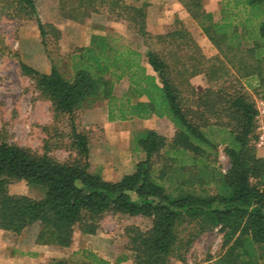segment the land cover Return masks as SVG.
<instances>
[{"label": "trees", "instance_id": "trees-1", "mask_svg": "<svg viewBox=\"0 0 264 264\" xmlns=\"http://www.w3.org/2000/svg\"><path fill=\"white\" fill-rule=\"evenodd\" d=\"M106 1L111 12L118 10L134 22L146 40L175 46L167 55L154 49L147 52L154 73L139 50L96 34L89 45L70 53V76L56 64L42 72L15 53L22 74L35 81L56 114L72 116L84 106L107 101L110 120L166 117L174 133L170 139L154 129L140 133L136 144L144 158L118 180L91 171L90 137L72 118L70 140L76 157L70 161L0 138V229L20 234L37 223V244L69 247L76 227L84 234H97L109 212L141 215L151 218V226L129 225L125 232L133 264H172L173 257L185 262L195 236L181 235L184 222L194 224L196 236L219 227L222 252L214 264H264V161L254 143L256 101L243 86L222 79L227 73L223 59L206 66L187 29L151 34L146 4L59 0V6L65 18L83 22ZM179 1L219 51L237 63L242 77L264 83V0H221L220 20L205 9L203 0ZM2 15L35 21L51 57L50 42L57 44L62 31L42 20L37 0H0ZM185 47L192 52L183 59ZM6 52L10 49L0 38V53ZM198 74L212 83L223 81L197 90L190 78ZM125 77L128 90L118 97L114 83ZM219 146L230 161L225 171L217 164ZM20 180L41 188L44 196L10 192V184ZM81 254V262L58 259L55 264H118L126 258L111 262L89 249Z\"/></svg>", "mask_w": 264, "mask_h": 264}, {"label": "rangeland", "instance_id": "rangeland-1", "mask_svg": "<svg viewBox=\"0 0 264 264\" xmlns=\"http://www.w3.org/2000/svg\"><path fill=\"white\" fill-rule=\"evenodd\" d=\"M121 1L133 5L146 4V28L153 35L175 29H187L200 46L199 53L205 58L206 66L212 63L217 65L219 60L223 59L227 73L222 79L227 84L243 86L254 101L264 98V83L256 78L242 77L237 70V63H231L204 35L198 24L186 16L181 1ZM208 1L214 5L216 20H220L222 14L217 5L220 0ZM37 4L42 20L56 24L62 31V38L57 44L50 42V57L41 43L35 21H18L5 15L0 16V38L4 39L10 49V52L0 53V138L29 147L41 154L47 153L61 162L70 161L76 157L70 140L72 118L77 128L87 132L90 137L91 171L101 173L107 180H118L124 174L132 172L136 163L144 158V153L137 149V136L147 129H154L170 139L174 133L171 121L166 117L157 116L148 119L134 117L127 120H110L107 101L84 106L72 116L56 114L51 101L42 94L35 81L22 74L15 53L23 62L42 72H50L52 65L56 64L62 72L70 76V53L76 47L89 45L93 35L100 34L107 36L117 45H127L139 50L148 71L154 73L147 64V52L154 49L167 55L175 46L156 38L146 40L137 31L134 22L124 14L119 15L118 10H109L108 1L83 22L65 18L61 13L59 0H37ZM225 50L229 57H233L231 52ZM191 52V49L182 48L183 59ZM176 81L181 82V79L176 77ZM190 82L197 90L208 86L215 87L220 83L209 82L204 74L193 76ZM128 87L129 81L126 77L117 80L114 83V94L120 97L127 92ZM185 93L187 94L186 91ZM217 164L223 171L230 166L223 146H219ZM9 189L10 192L24 193L35 198L44 196L41 188L24 180L14 181ZM151 222V218L141 215L129 216L109 212L102 218L97 234H84L76 227L73 243L69 247L36 245L35 239L39 231L37 223L27 227L20 234L0 229V264H55L58 259L81 262L84 259L81 254L83 249L92 250L111 262H116L119 257H126L118 264H133L132 252L127 248L126 227L138 225L147 229ZM180 231L186 239L195 237L186 252V261L182 262L173 257L172 264H214V259L222 252L223 233L219 227L196 236L194 224L184 222L180 225Z\"/></svg>", "mask_w": 264, "mask_h": 264}, {"label": "built area", "instance_id": "built-area-1", "mask_svg": "<svg viewBox=\"0 0 264 264\" xmlns=\"http://www.w3.org/2000/svg\"><path fill=\"white\" fill-rule=\"evenodd\" d=\"M256 127H255V147L257 153L263 158L264 161V98L256 100ZM262 180L264 183V172L262 176Z\"/></svg>", "mask_w": 264, "mask_h": 264}, {"label": "crops", "instance_id": "crops-1", "mask_svg": "<svg viewBox=\"0 0 264 264\" xmlns=\"http://www.w3.org/2000/svg\"><path fill=\"white\" fill-rule=\"evenodd\" d=\"M182 3V2H181ZM203 4H204V7H205V9L207 10V11H210V12H212L213 14H214V18H215V20L217 19L216 18V16H215V9H214V5L213 4H210L209 3V1L208 0H203ZM182 5H183V3H182ZM216 5V4H215ZM217 5H219V11H221V0H220V2L217 4ZM183 9H184V11L186 12V16H188L189 18H190V20H192V21H194V22H196L192 17H191V15L189 14V12L187 11V9L185 8V6L183 5ZM197 23V22H196ZM198 24V23H197ZM199 26V25H198ZM200 27V26H199ZM200 30L202 31V29H201V27H200ZM203 32V31H202ZM204 33V32H203ZM204 35L207 37V35L204 33ZM206 37H203L204 39H207ZM203 38H202V40H203ZM209 39V38H208ZM198 75H201V74H198ZM197 76V75H196ZM88 112V111H87ZM92 235V234H91ZM36 245H38V244H36Z\"/></svg>", "mask_w": 264, "mask_h": 264}]
</instances>
